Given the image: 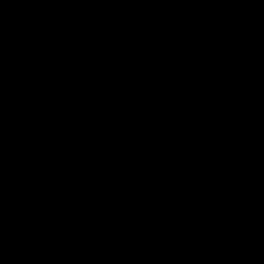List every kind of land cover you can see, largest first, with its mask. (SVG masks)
<instances>
[{
  "label": "trees",
  "instance_id": "trees-1",
  "mask_svg": "<svg viewBox=\"0 0 264 264\" xmlns=\"http://www.w3.org/2000/svg\"><path fill=\"white\" fill-rule=\"evenodd\" d=\"M0 264H264V0H0Z\"/></svg>",
  "mask_w": 264,
  "mask_h": 264
}]
</instances>
